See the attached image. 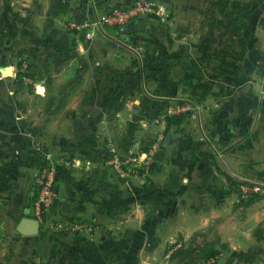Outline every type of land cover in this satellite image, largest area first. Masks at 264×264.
<instances>
[{
    "label": "crops",
    "instance_id": "0c3cea01",
    "mask_svg": "<svg viewBox=\"0 0 264 264\" xmlns=\"http://www.w3.org/2000/svg\"><path fill=\"white\" fill-rule=\"evenodd\" d=\"M153 1L166 17L116 26L98 22L95 0H69L45 30L51 0H0V226L34 217L37 177L52 160L50 222L35 235L16 229L51 251L52 264H185L174 255L182 244L224 237L235 246L223 233L235 217L213 195L264 172V0ZM130 2L98 0L106 14ZM7 33L31 75L1 70L23 58ZM181 105L187 114L169 119ZM149 133L164 139L161 158L118 177L111 153L146 150ZM199 192L209 204L195 203ZM65 200L79 203L64 213Z\"/></svg>",
    "mask_w": 264,
    "mask_h": 264
},
{
    "label": "rangeland",
    "instance_id": "374dc122",
    "mask_svg": "<svg viewBox=\"0 0 264 264\" xmlns=\"http://www.w3.org/2000/svg\"><path fill=\"white\" fill-rule=\"evenodd\" d=\"M95 3L100 8V12L106 14V11L99 7L98 0H95ZM236 4L239 7L236 6L235 8H241L243 0L236 2ZM220 9H231V5L229 2H221ZM6 35H9V41L15 47L13 54L15 56L20 54L22 59H25L23 51L19 52L18 35L14 36L8 33ZM26 59L30 61V55ZM19 63L20 60H15L9 66V71L17 74ZM152 134L145 135L146 138L143 139L145 142H143L144 149H149L156 142V138L151 136ZM158 141L164 143L162 138ZM213 197L214 201L225 208V210L221 209L224 211L223 213H228L226 207L231 208L229 217H235V225L228 226L224 223L223 233L232 236L233 240L236 241L235 246L231 245L230 241L224 237H218L217 242H211V248L219 252L215 261L210 263L229 264L237 259L236 264H264V172L260 176L237 177L235 178L233 194H216ZM210 201V197L203 195L202 192L196 194L195 203L197 205L200 203L202 205L209 204ZM226 216L224 215L223 218L226 219ZM37 244L36 237L28 238L18 234L14 222L12 227L0 226V264H52L51 251L43 252ZM196 261L204 262V264L209 263L205 257H195L190 264H195Z\"/></svg>",
    "mask_w": 264,
    "mask_h": 264
},
{
    "label": "built area",
    "instance_id": "2783aa9c",
    "mask_svg": "<svg viewBox=\"0 0 264 264\" xmlns=\"http://www.w3.org/2000/svg\"><path fill=\"white\" fill-rule=\"evenodd\" d=\"M144 13H157L161 17H166L167 13L161 8L160 5L155 3L153 0H131L128 5L119 6L114 9L109 14H105L102 19H98L99 23H109L116 26L123 25L132 18L144 14ZM97 25V22L95 23ZM87 24H79L74 21L70 22L72 28L81 29ZM176 108L178 110H186L190 108L189 105H181L178 107H170L168 112H175ZM159 147V141L154 143L152 147L144 151L129 150L124 154H118L117 152H112L108 162L112 166L114 172L120 178H128L131 175H140L147 173L150 169L151 162L156 154ZM45 157L51 159L52 155L49 151L45 152ZM72 163H76L73 158ZM38 186L36 198L33 202L34 207V217L37 218L40 223L50 222L48 217L45 218L44 214L48 213L51 206L58 199L57 193L54 190L55 185V171L53 168V162H49V165L42 167L40 174L37 177ZM54 226L66 227L68 223L65 221L54 220L51 222ZM215 257H210L209 262H214Z\"/></svg>",
    "mask_w": 264,
    "mask_h": 264
},
{
    "label": "trees",
    "instance_id": "16d2710c",
    "mask_svg": "<svg viewBox=\"0 0 264 264\" xmlns=\"http://www.w3.org/2000/svg\"><path fill=\"white\" fill-rule=\"evenodd\" d=\"M69 0H51L50 8L48 10V17H47V23L45 26V30L48 28H51L54 24L55 17L58 15L65 13L69 8ZM100 6V4H99ZM108 8L105 9L107 11ZM19 66V72L16 74L18 78H23V76L31 75V73L28 71V67H23V59H20ZM145 79H147V74L144 72ZM173 115L169 116L168 118L172 119H181L186 113V111H182L179 113H172ZM164 145H162L161 150L156 154V157L161 155V151L164 148ZM37 189L34 192L33 198L35 200L36 198ZM45 218L48 217V213L44 214ZM190 242L188 245L182 244L180 247H178L175 250L174 255L178 258H181L182 260H185V264H190V262L195 257H205V259H209L210 257H215L218 255V252L216 249L211 248V242L209 241H202L201 243H194Z\"/></svg>",
    "mask_w": 264,
    "mask_h": 264
},
{
    "label": "water",
    "instance_id": "95a60500",
    "mask_svg": "<svg viewBox=\"0 0 264 264\" xmlns=\"http://www.w3.org/2000/svg\"><path fill=\"white\" fill-rule=\"evenodd\" d=\"M1 70L4 73L9 72V67L8 66H4L1 67ZM143 116L139 115V114H134L133 115V119L134 120H139L142 119ZM170 137L168 136L166 139V142H169ZM78 200L74 201L72 203H70L69 201H64L62 204V210L64 213H70L72 207H77L78 206ZM40 226L41 223L40 221L35 218V217H31V216H24L20 219V221L18 222L16 229L19 233L23 234V235H35L39 232L40 230Z\"/></svg>",
    "mask_w": 264,
    "mask_h": 264
}]
</instances>
